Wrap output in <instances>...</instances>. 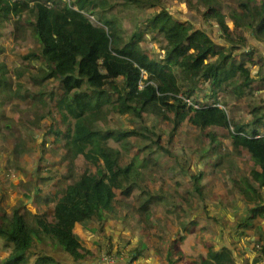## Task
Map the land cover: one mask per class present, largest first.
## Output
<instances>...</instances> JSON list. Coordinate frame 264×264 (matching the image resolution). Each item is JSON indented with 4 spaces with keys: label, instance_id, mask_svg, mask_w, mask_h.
Segmentation results:
<instances>
[{
    "label": "trees",
    "instance_id": "16d2710c",
    "mask_svg": "<svg viewBox=\"0 0 264 264\" xmlns=\"http://www.w3.org/2000/svg\"><path fill=\"white\" fill-rule=\"evenodd\" d=\"M122 1L0 0V26L12 19L17 33L22 34L23 28L28 27L39 46L38 52L24 55L23 64L12 70L14 80L26 78L27 87L25 82H16L13 90L12 82L5 79L10 72L0 62V94H10L9 100L0 106L11 105L13 99L26 102L30 110L46 109L47 117L56 118H52L44 137L52 136L54 145L64 150L62 160L67 162L68 172L72 173L78 158L89 166L70 184H65L70 178H63V189L44 198L48 203L54 202L50 218L45 214L33 216L15 207L10 214L0 212V264H62L45 252L41 244L59 247L73 264H98L74 230L77 224L101 223L107 217L117 216L123 205L120 198L132 199L133 217L145 234L152 227L154 208L162 202L175 204V211L183 212L186 217L183 221H188V194L183 196L175 191L170 194L168 189L153 190L147 186V182L156 184L150 169L163 171L161 164L142 156L139 150L128 157L133 148L128 139L133 136L150 143L149 155L158 151L169 156L170 150L160 144L161 136L152 132L147 136L145 129L107 130L105 124L113 116H128L132 121L157 118L169 127L165 132L167 146L175 140L181 124L187 122L208 141L204 155L215 153V130H229L233 151L245 150L257 168L248 177L232 179L236 193L252 207L251 215L242 219L237 228L244 231L250 228L257 211L264 215V105L251 106V120L245 123L236 122L229 115V104L223 101L226 87H231L234 99L240 100L250 94L255 81L264 86V76L255 79L251 74L250 67L257 65L252 59L255 52L244 40L236 42L228 37L217 44L205 30L168 12L163 0ZM188 5L205 23L218 21L220 34L227 33L219 20L224 12L217 0H196ZM118 8H135L146 13L128 36L116 24ZM227 9L235 28L248 29L250 36L264 39V0L240 1L236 9ZM24 15L34 21H24ZM89 17L96 19L98 26ZM145 37L152 41L160 38L157 57L148 55V49L141 47ZM238 53L241 60L235 58ZM259 58L262 60L261 55ZM35 62L39 67L33 73ZM260 74L259 68L256 75ZM200 91L210 94L199 99ZM205 101L210 102L204 104ZM16 108L19 106L14 103L13 109ZM41 146L46 148L44 144ZM11 154L16 155L17 150ZM223 156L229 154L225 152ZM201 177L198 172L191 178V189L199 198ZM52 180V177L40 179ZM175 198L182 200V204H176ZM187 223L192 227V220ZM187 223L178 224L182 232L190 231ZM172 238L175 244L183 240L179 233ZM174 243L168 241V254ZM255 245L260 247L261 260L263 233L258 234ZM144 249L137 246L128 250L127 263L139 262ZM117 253L123 254L121 250ZM167 259L173 264L169 256ZM232 260L231 253L223 248L215 253L210 251L208 259L199 264H232Z\"/></svg>",
    "mask_w": 264,
    "mask_h": 264
},
{
    "label": "rangeland",
    "instance_id": "374dc122",
    "mask_svg": "<svg viewBox=\"0 0 264 264\" xmlns=\"http://www.w3.org/2000/svg\"><path fill=\"white\" fill-rule=\"evenodd\" d=\"M217 1L224 12L219 20L227 30L225 35L220 34L218 21L211 20L205 23L188 5L189 3L192 5L196 0H163V3L173 16L179 20L184 18L197 28L205 30L217 44L222 40L223 42L227 41L228 37L236 42L244 40L255 52L252 59L257 65L250 67L251 74L255 79L264 76V39L250 36L251 32L248 29L235 28L227 14L228 7L236 9L240 1L246 3L247 0ZM109 2L122 3L123 1L109 0ZM118 10L120 13L115 16L116 24L126 36L133 31L135 24L146 14L135 8H118ZM26 19L34 21L33 18L24 15L23 20ZM89 20L98 26L96 19L89 17ZM156 39V41H152L149 37H145L141 43L143 49H148L146 52L150 56L157 57L160 53L159 46L162 42L160 38ZM38 48L39 46L28 27L23 28L22 34L17 33L12 19L9 22H3L0 26V62L5 64L10 72V75L8 74L5 79L12 82L13 90L16 82L19 84L25 82L26 87L29 82L25 81L26 78L20 79V81L14 80L12 70L23 64L21 58L24 55L29 52H38ZM260 55L262 60L259 58ZM239 56L238 53L235 58ZM238 60H241V57ZM33 66L36 67L32 70L35 73L39 63L35 62ZM259 68L261 74L257 76L256 72ZM230 89L231 87H226L225 100H223L229 104V115L231 114L236 122H250L251 106L264 105V86L255 81L250 94L240 100L234 99ZM209 94V91H200L198 98L202 99ZM218 96L222 98L221 93ZM9 98L10 94L1 93L0 103L8 101ZM209 102L205 101L204 104ZM14 103L19 108L14 110ZM26 104L24 101L11 99V105L5 103L0 106L2 108L0 109V125L4 121V125L9 124L10 126L6 129L0 127V212L5 211L10 214L12 208L15 207L23 209L22 211L27 210L33 216L45 214L50 218L54 202L48 203L44 198L53 197L59 189H63L65 186L61 184L63 178H70L65 183L66 185L70 184L75 179L77 180L86 169H89V166L82 158H78L73 165L72 173L68 172L67 162L62 160L64 150L59 145H54L52 136L44 137L45 131L52 125V118L56 117L54 115L47 117L46 109L30 110L26 108ZM105 127L107 130L137 129L140 132L145 129L148 133L144 132V134L147 136L150 132L161 136L160 144L170 150L169 156L162 155L158 151L149 155L147 145L150 143L133 136L128 139L133 145L128 157H132L139 150L142 156L151 160L156 159L158 164H161L163 171L157 173L154 168L150 169L156 184L147 182V186L152 187L153 190L160 187L168 189L170 194L175 192L183 194V196L188 194L190 196V200L186 204L187 209L190 207L188 221L192 220L193 223L191 227L187 223L188 221H183L186 217L184 218L183 212L175 211V207H173L175 204L162 202L161 205L154 208L152 227L145 234L140 229L137 219L133 217L132 199L123 200L120 198L123 205L117 216L107 217L101 223L84 222L75 227L74 231L79 241L96 257L98 264H102L103 260L108 259L115 264H126L128 262L125 257L126 252L137 246L145 248L142 258L137 262L140 264H169L168 256L173 264H197L198 256L208 259V249L216 252L221 241L226 240L229 243L235 236L241 240L240 243H243L235 242L238 254H243L245 247L250 249L252 247L258 254L260 253V247L255 245V240L258 239L259 233L264 234V215L257 211L251 218L250 228L245 231L237 228L242 219L251 215L249 211L252 207L243 202L232 183L233 178L248 177L250 171L257 168L245 150L233 151L228 137L229 130L216 129L215 153L204 155V151L209 148L208 141L202 137L201 131L187 122L181 124L175 140L169 146H167L165 134L169 127L155 117L132 121L128 116H113L109 117ZM150 138L155 140L154 137ZM41 144H44L46 148H42ZM109 144L111 147L118 148L113 143ZM152 149L154 150L155 146ZM14 150H17L16 155L11 154ZM225 152L229 154L228 157L223 156ZM216 163L218 166H215ZM198 172L202 173L198 183L201 187V198L191 189L193 184L191 178ZM45 177H52L53 180L50 182L40 181ZM176 182H181L182 185L178 186ZM175 199L176 204H182V200ZM186 223L190 231L182 232L178 224L186 225ZM177 233L183 237V240L181 243L175 244L172 235ZM168 241L174 243L169 254L166 252ZM40 247L45 252L51 253L58 262L73 264L59 247L49 248L45 244H41ZM118 250L123 252L121 256L117 253Z\"/></svg>",
    "mask_w": 264,
    "mask_h": 264
},
{
    "label": "crops",
    "instance_id": "0c3cea01",
    "mask_svg": "<svg viewBox=\"0 0 264 264\" xmlns=\"http://www.w3.org/2000/svg\"><path fill=\"white\" fill-rule=\"evenodd\" d=\"M252 45V44H251ZM254 46V45H252ZM2 109V108H1ZM4 116V115H3ZM2 116V118H3ZM4 122L1 123L0 127L1 128H4ZM6 129V128H5ZM2 131V130H1ZM3 132H5V130H3ZM6 172V170H5ZM7 173V172H6ZM5 209V208H4ZM6 210V209H5ZM7 211V210H6ZM236 232V231H234ZM239 233V232H238ZM251 240V238H250ZM254 241V239H252ZM235 242L236 243H239V244H243V243H240L241 240L238 239L237 236L234 237L233 240H231L229 243L224 240V241H221L218 245V248L217 249L218 251L220 249H223V248H226L230 253H231V256H232V264H264V258H262L261 260L259 259L260 258V253L258 254V252H256L255 249H253L251 247V249L249 247H245V250L244 252H242L243 254H238V252H236V247H235ZM213 252L215 253L213 250L211 249H208V252L207 253H210ZM216 251V252H218ZM121 256V255H120ZM207 257H208V254H207ZM205 258H203L202 256H198V263L201 261V260H204ZM117 264V263H116ZM128 264V263H126ZM136 264H140V263H136ZM181 264V263H179Z\"/></svg>",
    "mask_w": 264,
    "mask_h": 264
},
{
    "label": "built area",
    "instance_id": "2783aa9c",
    "mask_svg": "<svg viewBox=\"0 0 264 264\" xmlns=\"http://www.w3.org/2000/svg\"><path fill=\"white\" fill-rule=\"evenodd\" d=\"M12 2H21V1H24V0H11ZM187 104L188 105H191L190 102L187 101ZM102 264H115V262L111 261V260H103L102 261Z\"/></svg>",
    "mask_w": 264,
    "mask_h": 264
}]
</instances>
